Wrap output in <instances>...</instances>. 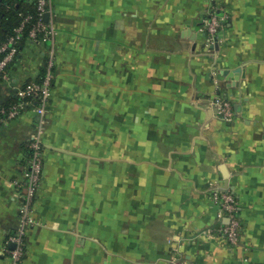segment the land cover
<instances>
[{"label": "crops", "instance_id": "1", "mask_svg": "<svg viewBox=\"0 0 264 264\" xmlns=\"http://www.w3.org/2000/svg\"><path fill=\"white\" fill-rule=\"evenodd\" d=\"M52 0L50 34L26 40L0 105L55 58L47 114L0 127V264L20 225L30 141L44 148L22 264H264V0ZM216 94L236 117L221 120ZM243 220L229 244L214 203Z\"/></svg>", "mask_w": 264, "mask_h": 264}, {"label": "built area", "instance_id": "2", "mask_svg": "<svg viewBox=\"0 0 264 264\" xmlns=\"http://www.w3.org/2000/svg\"><path fill=\"white\" fill-rule=\"evenodd\" d=\"M210 6L207 16L204 19V31L208 37L206 48L213 51L217 41V36L224 24V16L220 13L215 0H209ZM52 0H37L38 20L28 33L27 40L45 41L50 34L48 23L44 20V13L49 9ZM26 17L21 25L16 29L15 35L10 36L4 44L2 51L7 50L5 57L0 61V78L7 77L5 67L18 53V41L22 37L23 27ZM55 58L53 51L47 55L45 73L40 80H31L19 87L16 95L28 100H20L13 104L8 111L2 110L0 115V127L5 123L17 118L28 109L36 111L42 118L46 116L48 104L51 98L54 80ZM214 106L218 117L226 122H232L236 117L232 102L229 98L216 94ZM31 154L29 165L24 173L27 192L24 195V204L20 209L21 225L18 231L9 237L8 242L15 244V248L8 250L10 264H22L26 254L24 236L27 228L39 225L33 216V205L37 191L42 181L44 170V148L40 136H36L30 141ZM214 203L218 206L219 214L225 219L221 222L217 232L229 244L237 245L241 239L243 230V220L238 205V199L232 191H217L214 193Z\"/></svg>", "mask_w": 264, "mask_h": 264}, {"label": "trees", "instance_id": "3", "mask_svg": "<svg viewBox=\"0 0 264 264\" xmlns=\"http://www.w3.org/2000/svg\"><path fill=\"white\" fill-rule=\"evenodd\" d=\"M26 17L29 18L25 21L22 37L19 39L17 44L18 53L7 64L4 70L5 72H9L11 65L14 64L22 45L27 40L29 31L37 22L39 16L37 10V0H0V61L7 53V50L2 51L4 44L10 36L15 35L16 29L21 25ZM44 73L45 70H43L40 78H37L36 80H40ZM1 80L2 78H0V81ZM30 81L31 80H28L26 83H29ZM28 99H30V97L21 98L15 94L14 97L0 105V115H2V110L8 111L13 104L18 103L20 100Z\"/></svg>", "mask_w": 264, "mask_h": 264}]
</instances>
